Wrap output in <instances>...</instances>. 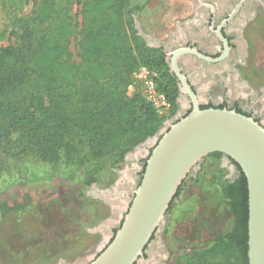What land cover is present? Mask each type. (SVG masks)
Instances as JSON below:
<instances>
[{"label": "trees", "instance_id": "obj_1", "mask_svg": "<svg viewBox=\"0 0 264 264\" xmlns=\"http://www.w3.org/2000/svg\"><path fill=\"white\" fill-rule=\"evenodd\" d=\"M75 1L42 0L19 44L2 40L0 175L23 172L28 160L58 163L62 152L75 151L79 158L76 143L97 157L109 155L108 162L119 167L125 153L156 134L168 117L140 94H128L139 66L168 67L164 53L139 33L135 14L141 6L131 0H82V61L75 65L69 63ZM167 75L173 115L178 88ZM233 162L241 174L223 183L233 224L220 247L225 264L232 254L236 261L229 264H249L248 182Z\"/></svg>", "mask_w": 264, "mask_h": 264}, {"label": "rangeland", "instance_id": "obj_2", "mask_svg": "<svg viewBox=\"0 0 264 264\" xmlns=\"http://www.w3.org/2000/svg\"><path fill=\"white\" fill-rule=\"evenodd\" d=\"M41 3L42 0H0V48L2 40L19 44ZM82 4V0L75 1L72 12L76 32L71 37L73 55L69 63L75 65L82 61ZM183 6L191 9L188 0H148L136 12L135 19L145 33L163 38L176 20L190 14ZM175 7H179L177 14ZM182 9L187 12L182 13ZM151 10L153 17L148 15ZM152 18L155 22L148 20ZM246 36L250 51L244 72L252 84L264 85L262 12ZM168 72L171 73L169 66L162 69L139 66L133 73L128 94H140L156 109L152 96L165 93L171 105L165 91ZM170 109L171 106L164 113L167 119L175 115L169 113ZM75 147L81 150L79 158L75 151L73 155L62 152L58 163L28 160L23 164V172L15 170L13 174L0 175V264H59L60 258L74 263L95 250L104 234L99 228L109 226L106 221L111 214L109 198L102 192L120 178L115 168H121L127 176L131 165L123 159L119 167H114L108 162L109 155L97 157L79 143ZM228 174L229 169L216 156L203 160L201 169L184 182L169 207L165 226L158 231L161 239L156 248L160 258L153 254L150 261L225 264L220 246L233 224L229 199L223 193ZM234 261L236 256L232 254L228 264Z\"/></svg>", "mask_w": 264, "mask_h": 264}, {"label": "water", "instance_id": "obj_3", "mask_svg": "<svg viewBox=\"0 0 264 264\" xmlns=\"http://www.w3.org/2000/svg\"><path fill=\"white\" fill-rule=\"evenodd\" d=\"M136 26L146 39L147 33L139 27L137 19ZM184 51L203 55L196 48H181L171 57L172 69L183 91L193 100L192 110L174 122L173 118L165 120L164 123H171L161 136L157 132L135 147L158 140L147 158L140 183L132 187L131 204L124 205L122 223L106 246L104 236L93 252L72 264H156L146 259L147 247L151 256L155 254L152 248L159 245L158 231L165 226L171 202L176 200L184 182L197 174L203 160L215 152L235 160L247 177L249 264H264V125L235 109L202 108L178 65ZM135 148L126 155L133 154ZM121 217L122 213L118 218ZM110 220L111 216L106 221L107 227ZM155 235L158 238L153 241Z\"/></svg>", "mask_w": 264, "mask_h": 264}, {"label": "flooded vegetation", "instance_id": "obj_4", "mask_svg": "<svg viewBox=\"0 0 264 264\" xmlns=\"http://www.w3.org/2000/svg\"><path fill=\"white\" fill-rule=\"evenodd\" d=\"M188 1L191 3V9H188L190 14L182 16L181 20H176L175 26L167 30L165 37L157 38L147 34L145 39L147 43L152 44L151 47L160 49L164 53L171 75L175 77L178 88L176 98L178 110L171 122L189 113L194 105L191 96L183 91L181 81L172 69L171 57L174 51L181 48H196L203 56L192 51H184L178 58V65L187 76L200 106L235 109L254 117L264 125V85L252 84L244 72L250 51L247 31L261 12L264 16V0ZM171 122L164 123L158 130V135L161 136L162 131L168 129ZM157 141V139L152 140L145 147L135 148L133 154L125 155L124 162L131 165L129 175L126 176L121 168H115L120 178L102 193L109 198L107 202L111 210L110 227L99 228L100 232L104 233L100 241L106 237L105 246L123 221L126 213V210H123L124 205L131 204L134 196L132 187L140 183L147 158ZM217 158L221 165L229 169L227 179L235 181L241 174L238 166L222 153ZM124 187L127 191H124ZM120 213L122 217L119 219ZM157 238L155 235L153 241ZM149 249L148 246L146 259L152 254ZM152 251L159 259L160 253L156 251V247L153 246ZM58 263L72 264L62 258Z\"/></svg>", "mask_w": 264, "mask_h": 264}, {"label": "built area", "instance_id": "obj_5", "mask_svg": "<svg viewBox=\"0 0 264 264\" xmlns=\"http://www.w3.org/2000/svg\"><path fill=\"white\" fill-rule=\"evenodd\" d=\"M142 69L145 70V67H143ZM153 86V84H152ZM153 98L151 99L152 102H154L156 109L160 112V113H165L169 108H170V103L168 102V98L166 96L165 93H161V94H154L152 96Z\"/></svg>", "mask_w": 264, "mask_h": 264}, {"label": "crops", "instance_id": "obj_6", "mask_svg": "<svg viewBox=\"0 0 264 264\" xmlns=\"http://www.w3.org/2000/svg\"><path fill=\"white\" fill-rule=\"evenodd\" d=\"M148 0H133V4L134 5H139V6H142L144 5ZM151 7V6H150ZM183 7H187V6H183ZM176 9V10H175ZM181 9V8H180ZM188 10V7L186 8ZM186 9H182V13H185ZM175 10V13L177 14L179 12V7H175L174 8ZM187 12V11H186ZM148 15H150V17H153L154 14H153V11L151 10L150 13H148ZM161 15V14H160ZM157 17H158V14H157ZM149 21H152V22H155L154 21V18L152 19H148Z\"/></svg>", "mask_w": 264, "mask_h": 264}]
</instances>
